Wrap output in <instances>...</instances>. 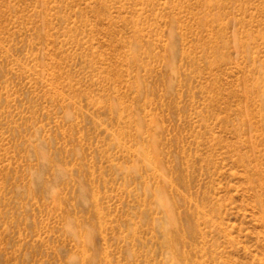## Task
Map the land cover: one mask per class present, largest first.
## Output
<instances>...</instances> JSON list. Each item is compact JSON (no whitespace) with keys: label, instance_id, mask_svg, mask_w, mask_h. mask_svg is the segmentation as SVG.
I'll return each mask as SVG.
<instances>
[{"label":"rangeland","instance_id":"1","mask_svg":"<svg viewBox=\"0 0 264 264\" xmlns=\"http://www.w3.org/2000/svg\"><path fill=\"white\" fill-rule=\"evenodd\" d=\"M0 264H264V0H0Z\"/></svg>","mask_w":264,"mask_h":264}]
</instances>
